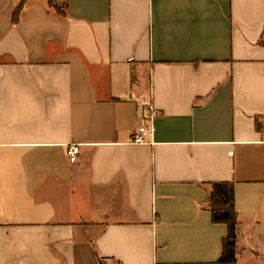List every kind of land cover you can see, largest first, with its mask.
I'll return each instance as SVG.
<instances>
[{"label": "crops", "instance_id": "crops-1", "mask_svg": "<svg viewBox=\"0 0 264 264\" xmlns=\"http://www.w3.org/2000/svg\"><path fill=\"white\" fill-rule=\"evenodd\" d=\"M63 10L0 0V264H262L264 0ZM143 101L159 115L135 144ZM215 182L234 184V263Z\"/></svg>", "mask_w": 264, "mask_h": 264}, {"label": "trees", "instance_id": "trees-1", "mask_svg": "<svg viewBox=\"0 0 264 264\" xmlns=\"http://www.w3.org/2000/svg\"><path fill=\"white\" fill-rule=\"evenodd\" d=\"M51 8L65 16L64 10H61L56 4V0H49ZM23 6V1L15 10V19L19 18ZM256 126L261 131L259 119H256ZM211 195L208 201V208L212 214L214 223L225 224L228 228V235L223 241V253L220 263H234L236 250V237L239 226L238 213L234 203V184L232 182H215L210 184ZM102 262V260H100Z\"/></svg>", "mask_w": 264, "mask_h": 264}, {"label": "built area", "instance_id": "built-area-1", "mask_svg": "<svg viewBox=\"0 0 264 264\" xmlns=\"http://www.w3.org/2000/svg\"><path fill=\"white\" fill-rule=\"evenodd\" d=\"M141 106L146 110L147 114L143 117V123L140 125L139 129L131 136V141L135 144L147 143L146 137L150 131L152 132L153 121L159 115L158 110L154 107L151 101H143L141 102ZM79 153V145H72L67 150L68 158L72 163L77 162Z\"/></svg>", "mask_w": 264, "mask_h": 264}, {"label": "rangeland", "instance_id": "rangeland-1", "mask_svg": "<svg viewBox=\"0 0 264 264\" xmlns=\"http://www.w3.org/2000/svg\"><path fill=\"white\" fill-rule=\"evenodd\" d=\"M57 2V0H56ZM57 4V3H56ZM59 5H62V8L60 7L61 10H63V0H60L59 2ZM58 6V5H57ZM260 128H261V131L264 133V120H261L260 122ZM264 255V254H263ZM262 264H264V256H262ZM251 264H258L257 261L254 263H251Z\"/></svg>", "mask_w": 264, "mask_h": 264}]
</instances>
